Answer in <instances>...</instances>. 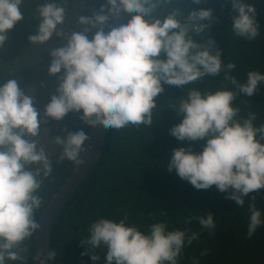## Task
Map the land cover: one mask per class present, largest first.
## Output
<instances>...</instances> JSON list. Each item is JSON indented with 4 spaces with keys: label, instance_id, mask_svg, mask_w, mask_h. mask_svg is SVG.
<instances>
[{
    "label": "clouds",
    "instance_id": "1",
    "mask_svg": "<svg viewBox=\"0 0 264 264\" xmlns=\"http://www.w3.org/2000/svg\"><path fill=\"white\" fill-rule=\"evenodd\" d=\"M68 2L44 0L39 4L36 34L29 36L34 48L47 44L54 34L66 41L50 50L49 74L64 72L59 94H53L45 105L43 119H38L40 113L34 107V87L26 92L16 78L0 82V264L23 262L25 242L40 228L35 215L44 203L40 190L54 166L39 140L42 122L47 123V118L60 121L69 112L83 110L80 119L92 127H151L158 109L155 98L164 91V83L187 87L221 73L233 87L214 91L191 87L182 98L169 102L177 116H183L170 134L181 141L206 143L201 152L191 147L174 149L167 170H175L198 190L215 185L227 191V198L241 208L245 197H251L246 235L251 239L264 225L256 198L249 195L264 191V123H254L258 119L255 111L242 116L232 101L252 96L264 83V73L249 71L241 82L232 74L235 62L225 63L219 48L213 52L215 39L210 35L204 39L211 21L217 19L212 8L185 13L176 7L163 17L162 6L172 0H107L91 17L79 14L69 34L64 28ZM231 2L238 12L232 17L231 32L256 40L260 25L255 5L247 0ZM23 4L24 0H0V50L7 51L11 30L24 19ZM121 12L133 14L132 18L112 27L110 21ZM88 139L83 130L55 137L53 142L61 148L56 163H83L80 155ZM33 164L38 165L35 170ZM192 220L210 233L217 227L211 212L206 217L190 216L185 222ZM127 221V214L118 222L100 217L89 224L82 242L91 249L107 247L106 264H179L186 244L200 238L199 232L188 228L170 230L164 221L152 223L147 232ZM54 255L49 253L48 258ZM201 255H207V250ZM91 259L95 262L99 256L93 252ZM193 264L199 261L194 259Z\"/></svg>",
    "mask_w": 264,
    "mask_h": 264
},
{
    "label": "trees",
    "instance_id": "2",
    "mask_svg": "<svg viewBox=\"0 0 264 264\" xmlns=\"http://www.w3.org/2000/svg\"><path fill=\"white\" fill-rule=\"evenodd\" d=\"M43 2L24 0V19L11 30L10 45L23 42L24 49L32 51L29 36L36 34L39 23L37 8ZM247 2L255 5L256 19L260 25L259 36L254 41L236 37L231 32L230 26L234 23L232 17L238 15L232 8L231 0H201L199 4L194 3V0H172V3L162 6L160 14L166 17L176 7L185 13L193 9L212 8L217 19L211 21L210 33H206L204 39H208L209 35L215 39L213 52L219 48L225 63L235 62L236 69L232 74L245 82L249 71L264 73V0ZM106 3L107 0H95L91 16ZM132 15L125 13L124 24ZM95 31L93 29V33ZM105 31H109V28L105 27ZM14 32L19 34L20 41L15 38L12 41ZM15 65V58H7L5 52L0 50V82L6 80L7 74L13 78ZM191 87L214 91L220 87L233 86L224 81L223 73L187 87L164 83V91L155 98L158 109L154 111L151 127L109 128L93 168L53 221L50 253L55 255L50 256L49 264H106L107 247L91 249L82 239L88 235V226L94 220L107 217L118 222L125 214L129 224H135L145 232L149 230V225L160 221L166 222L170 230L188 228L199 232V240L193 241L190 246L186 244L179 264H193L194 259L199 264H264V225L257 229L251 239L246 238L251 197H245V205L241 208L235 200L227 198V191L221 192L215 185L198 190L189 181L180 178L175 170H167V162L174 149L191 147L193 151L201 152L206 143L181 141L169 131L183 120V116H177L169 107V102L182 98ZM232 104L241 108L242 116L255 111L258 119L254 123L257 126L264 123V83L252 96L237 97ZM82 114L83 110L68 113L62 138L67 132L80 130L88 135L91 126L80 119ZM60 152L61 148L53 160L51 178L44 180L40 190L44 203L35 214L38 222L50 196L69 176L75 164L69 160L57 164ZM249 195L255 196L256 206L264 219V191L257 190ZM209 212L214 214L217 225L211 233L202 229L196 220L185 222L190 216L206 217ZM34 242L35 234L25 242L27 252L24 253L26 259L23 262L8 261L7 264H33ZM86 250L87 254H82ZM204 250H207V255L202 256ZM93 252L99 256L95 262L91 259Z\"/></svg>",
    "mask_w": 264,
    "mask_h": 264
},
{
    "label": "rangeland",
    "instance_id": "3",
    "mask_svg": "<svg viewBox=\"0 0 264 264\" xmlns=\"http://www.w3.org/2000/svg\"><path fill=\"white\" fill-rule=\"evenodd\" d=\"M95 0H69L66 5L67 18L65 21L64 28L66 31L71 32V29L76 28L75 20L78 15L91 16L93 3ZM18 25V24H17ZM83 26H80L82 30ZM13 38L20 41V36L18 33L12 34ZM18 41V42H19ZM63 37L53 35L50 41L41 45L37 48L32 47V51L24 49L23 42L19 45H8L7 51H4L7 58H15V75L12 76L21 81L20 88L27 92L28 88H35V102L34 107L40 113L38 119H43V113L45 110V105L51 100L53 94L58 95L57 88L60 83V77L63 75L64 70L56 75L49 74V66L52 62L53 57L51 56V48L60 47L62 43H65ZM9 52V53H8ZM9 76L7 74V78ZM30 91L32 89H29ZM68 114L60 121H56L52 118H47V123H41L40 127L42 129L39 140L41 145H43L49 154V159L54 160L58 149L60 148L57 144L53 142V139L57 136H61L65 129V122L67 121ZM53 138V139H52ZM38 165H31V169L35 170ZM43 173H41V176ZM40 178V177H37Z\"/></svg>",
    "mask_w": 264,
    "mask_h": 264
},
{
    "label": "water",
    "instance_id": "4",
    "mask_svg": "<svg viewBox=\"0 0 264 264\" xmlns=\"http://www.w3.org/2000/svg\"><path fill=\"white\" fill-rule=\"evenodd\" d=\"M124 15L125 13L121 12L119 17H113L111 26L119 27L124 24ZM108 131L109 128L105 129L103 126H91L88 133L89 139L85 142L84 151L80 155L83 163L74 164L69 176L58 190L52 193L45 204L39 219L40 228L35 233L33 264H49L48 255L50 253V235L53 221L93 168L102 151Z\"/></svg>",
    "mask_w": 264,
    "mask_h": 264
}]
</instances>
